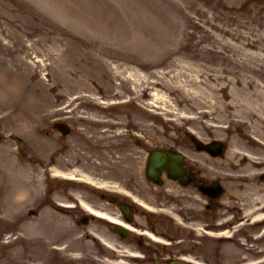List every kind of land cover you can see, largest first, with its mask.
Returning <instances> with one entry per match:
<instances>
[{"label":"rangeland","instance_id":"obj_1","mask_svg":"<svg viewBox=\"0 0 264 264\" xmlns=\"http://www.w3.org/2000/svg\"><path fill=\"white\" fill-rule=\"evenodd\" d=\"M45 1L47 19L33 3L20 0H14L16 5L10 4L13 12L4 11L7 20L3 37L7 38L0 36V60L9 55L17 63L6 67L0 61V83L4 84L0 90V114L6 113L5 134H9L17 122L21 123L19 120L25 122L23 125L29 132L32 125L41 126L42 120L59 116L55 110L62 102L61 90L65 95L93 90L91 80L82 81V75L100 78L99 90L105 96H112L114 88L120 89L115 80L121 77L114 75V70L119 69L145 70L144 78L170 85L165 90L169 101L165 108L187 116L181 118L167 113L160 120L179 117L178 120L186 122L188 118L194 120L195 129L201 131L208 109L212 113L211 120L216 122L221 120L222 112L228 116L230 111L239 119H264V0H252L253 3L244 7L245 0ZM22 3L24 8H20ZM20 9L23 17H20ZM30 10H33L32 16L27 14ZM36 56L50 67L34 77L32 72L36 69L32 68V59ZM19 61L28 63L24 65ZM25 83L28 86L19 94L13 92ZM226 102L231 107L233 103L236 105L229 110ZM117 117L130 119L128 114ZM140 119L146 120L151 131L156 128L165 133L171 127L163 122L149 124L148 120L152 119L145 116ZM180 124L176 123L168 132L173 134L177 128L180 131ZM259 131L261 133V129ZM222 132L226 138L236 133ZM86 133L94 134L88 141L98 146V153L116 146L98 136L96 131L88 129ZM4 138L0 150L13 148L6 135ZM31 144L47 154L56 142L39 137ZM127 144L124 151L137 153L136 147ZM4 153L0 152L2 169L7 165ZM110 156L113 161H108L119 168L131 167L128 164L133 163L126 161V157L118 158L117 152ZM130 174L127 182L151 197L150 190L145 189L146 183H140L137 176L132 179ZM226 246L230 254L236 256L235 245Z\"/></svg>","mask_w":264,"mask_h":264},{"label":"bare ground","instance_id":"obj_2","mask_svg":"<svg viewBox=\"0 0 264 264\" xmlns=\"http://www.w3.org/2000/svg\"><path fill=\"white\" fill-rule=\"evenodd\" d=\"M137 89H139V88H137ZM153 102H155V100H154ZM234 105H236V104L233 103V107H234ZM226 107H231V106H230V104L228 103ZM233 107H231V108L233 109ZM261 202H264V200H262Z\"/></svg>","mask_w":264,"mask_h":264}]
</instances>
